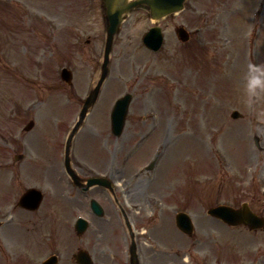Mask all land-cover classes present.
<instances>
[{
    "label": "rangeland",
    "instance_id": "obj_1",
    "mask_svg": "<svg viewBox=\"0 0 264 264\" xmlns=\"http://www.w3.org/2000/svg\"><path fill=\"white\" fill-rule=\"evenodd\" d=\"M101 1L0 0V264H41L57 243L64 264H76L72 255L92 250L98 232L68 242L79 215L97 227L111 223L114 232L100 243L110 245L113 264L122 261L128 238L120 192L118 203L101 187L82 192L63 162L65 140L100 74L108 25ZM184 8L159 23L143 6L125 17L100 98L73 139L72 166L85 179L119 178L127 206L138 208L136 222L161 252L193 242L173 217L186 210L205 264H264V229L229 227L207 214L218 204L249 202L264 216V97L249 106L244 92L249 62L264 63V0H188ZM155 24L165 34L156 53L142 42ZM179 25L191 32L189 42L177 40ZM63 67L74 73L72 86L59 77ZM127 93L133 100L116 138L112 106ZM234 110L241 119L231 117ZM30 120L35 128L25 131ZM18 154L24 158L16 161ZM155 159V169L146 171ZM30 187L45 194L35 212L16 206ZM92 198L104 217L91 213Z\"/></svg>",
    "mask_w": 264,
    "mask_h": 264
},
{
    "label": "water",
    "instance_id": "obj_2",
    "mask_svg": "<svg viewBox=\"0 0 264 264\" xmlns=\"http://www.w3.org/2000/svg\"><path fill=\"white\" fill-rule=\"evenodd\" d=\"M105 5L107 7V15L109 17V27H108V36H107V43H106V53L105 54V60H104V64H102V74L100 75V80L97 84V86L95 87V89L92 91V94L90 95V97L87 99L83 110L81 112L80 115V121L77 123L75 129H73V135L77 132L78 128L80 127V125L83 122V118L86 117L87 112L89 111L90 107L93 106V104L95 103L97 96L99 95L100 92V88L102 86L103 81L105 80L106 76H107V72H108V65L109 64V55L111 52V48H112V42L114 39V35L116 34L115 32H117L118 27L123 19V15L125 13H128L132 8L136 7L137 5L140 4H145L148 5L150 7L151 13H152V17L156 20L161 19L171 13L180 11L183 8V3L184 0H134L132 2L128 1V0H104ZM161 30L160 28H154L151 33H149L146 37H145V41L147 45H149L151 48L153 49H158L162 43V36L160 34ZM178 32V36L181 40L183 41H187V39H189V34L188 32L183 29V27H179L177 29ZM72 75L65 71L63 74V78L66 79L68 82L71 81V77ZM131 99V96H128L124 101H121L116 112L114 115V119H115V124H114V132L119 135L123 129L124 126V115L127 112V108H128V103ZM233 117L234 118H239L240 117V113L235 111L233 113ZM34 126V123L31 122L28 127L27 130H30L32 127ZM73 136L70 137L68 143H67V156H66V167H67V172H69V174L73 177L74 182L76 183H80L78 182L79 179L78 177L75 175V172L72 171L71 167H70V160H69V151L70 150V145H71V141H72ZM22 156H17V159L21 158ZM88 183V187L93 186L95 184H105L104 181H100V180H95V179H91ZM24 196L22 197L21 201H20V205L30 209V210H34L37 209L39 207V204L41 203L42 200V196L40 195V193L35 190V189H30L27 191V193L23 194ZM92 203V207L94 209V211L96 213H98L99 215H102V208L100 207V205L96 202L93 201ZM248 204L245 203V205H243L242 208L240 209H235V208H231V207H226V206H218L217 208H212L209 213L211 215L216 216L217 218L222 219L223 221H225L226 223H228L229 225H240V224H245V226L247 225L248 227H250L251 229H260L264 227V218L259 217L257 215H255V213L250 209L249 206H247ZM178 225L180 228H182V230L185 231H191L190 229L192 228V224L191 221L186 219V220H180V216H178ZM78 230L83 232L86 229V221L84 220H80L78 223ZM88 262V261H87ZM85 262V263H87Z\"/></svg>",
    "mask_w": 264,
    "mask_h": 264
},
{
    "label": "flooded vegetation",
    "instance_id": "obj_3",
    "mask_svg": "<svg viewBox=\"0 0 264 264\" xmlns=\"http://www.w3.org/2000/svg\"><path fill=\"white\" fill-rule=\"evenodd\" d=\"M104 224H108L107 228H103V226L100 227V225L97 227L96 224H94V228L91 229L88 233L83 234V236H79L77 235L75 232L71 233V229H68V237H74V235L76 236V240L75 243L76 245L79 242H82L85 239H90V235L91 233L94 234V232L98 229V232H95V236H93L92 241L94 242V244H92V250L90 249L93 257H96L97 259H95V264H110L109 259L113 258V250L110 249V245H103L104 243L101 245L100 242H102V240L105 239V235L109 236V232L112 231L114 232L112 229V226H110L111 223H102L101 225ZM125 226V225H124ZM112 228V229H111ZM124 233V240L126 238H128V242L124 243L125 245V251L124 253L121 255L123 256L121 259L122 261L120 262V258H118L119 263L120 264H131V256H130V249L132 247V243L133 242V234L132 233H128V230H126L124 228V231L122 232ZM66 235V236H67ZM113 236V233L111 234ZM130 239V240H129ZM91 240V239H90ZM96 241V242H95ZM82 248H79V250H81ZM137 249H139V251H142V248L139 245H137ZM174 245L170 244L165 250L162 249V252L159 249L158 245L153 246L152 251L151 250H147L145 252H143L142 255L139 256V263L138 264H187V261L190 262L189 264H201L196 260V256H192V249H184V251L180 250V251H174ZM61 252V250L59 251ZM116 252V250H115ZM145 253V254H144ZM188 255H190L188 257ZM115 259V256H114ZM113 259L111 264H113ZM203 264V263H202Z\"/></svg>",
    "mask_w": 264,
    "mask_h": 264
},
{
    "label": "clouds",
    "instance_id": "obj_4",
    "mask_svg": "<svg viewBox=\"0 0 264 264\" xmlns=\"http://www.w3.org/2000/svg\"><path fill=\"white\" fill-rule=\"evenodd\" d=\"M244 92L249 106L264 97V63L249 62L244 76Z\"/></svg>",
    "mask_w": 264,
    "mask_h": 264
}]
</instances>
